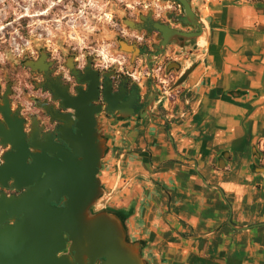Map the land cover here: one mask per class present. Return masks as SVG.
<instances>
[{
  "label": "crops",
  "instance_id": "1",
  "mask_svg": "<svg viewBox=\"0 0 264 264\" xmlns=\"http://www.w3.org/2000/svg\"><path fill=\"white\" fill-rule=\"evenodd\" d=\"M191 2L206 45L109 126L102 180L149 264H264V225L239 229L264 222V0Z\"/></svg>",
  "mask_w": 264,
  "mask_h": 264
},
{
  "label": "flooded vegetation",
  "instance_id": "2",
  "mask_svg": "<svg viewBox=\"0 0 264 264\" xmlns=\"http://www.w3.org/2000/svg\"><path fill=\"white\" fill-rule=\"evenodd\" d=\"M158 1L157 9L148 5L128 6L125 17L131 26L121 16L115 21L112 19L114 29L108 34L110 39H92L88 43L83 40V45L70 44L61 50L54 43H46L31 55L23 56L8 76L0 77V107L7 104L13 127H8L1 114L0 124L8 133H22L28 152L27 164L48 168L51 160L62 164L61 155L73 152L65 136L77 138L82 132L77 126L76 110L66 104L90 108L94 132L107 135L109 126L123 114L119 109L109 112L106 108L116 106L117 102L123 113L131 112L130 117H138L147 109L152 110L165 89L176 82L182 72L180 67L176 70L178 63L193 50L174 44L162 47L159 38L162 34L155 27L159 24L177 31L193 30L180 22L184 14L179 4L168 8ZM115 37L133 47L127 53L120 51ZM192 42L195 44L196 40ZM28 60L33 69L24 64ZM2 137L0 168L5 165L7 154L17 152L10 145L2 144ZM14 181L13 178L0 181V199L19 198L39 185L51 192L53 183L46 170H41L32 183L21 189L15 187ZM44 196L40 194L41 198ZM64 201L63 196L58 203L52 200L51 204L60 207ZM23 216L24 213H0V229L16 225ZM68 248L69 242H66L58 255H70Z\"/></svg>",
  "mask_w": 264,
  "mask_h": 264
},
{
  "label": "water",
  "instance_id": "3",
  "mask_svg": "<svg viewBox=\"0 0 264 264\" xmlns=\"http://www.w3.org/2000/svg\"><path fill=\"white\" fill-rule=\"evenodd\" d=\"M171 1L181 6L184 15L180 22L193 32L177 31L168 25L158 24L155 28L162 34V38L159 37L161 46L174 44L181 49L203 48L192 42L200 38L205 29L191 0ZM122 20L131 26L126 17H122ZM115 39L122 52L127 53L133 47L128 46L120 37ZM24 64L34 68L30 60ZM193 67L183 73L169 91L180 86ZM66 107L76 110L79 120L77 126L82 134L77 138L67 134L65 139L73 152L61 155L64 159L62 164L55 159L51 160L48 168L27 164L28 152L22 133H8L0 124V137L4 136L1 143L17 150L4 157L5 165L0 168V181L13 178L15 187L21 189L32 183L41 170H46L48 177L53 180L51 192L47 191L46 186L39 185L19 198L0 199L1 214L24 213L16 225L0 229V264H149L142 252L143 241L135 240L129 234L127 212L111 204L113 191L108 190L102 180V160L109 150L108 136L94 132L90 108L68 104ZM121 108L116 102V106L106 110L115 112L119 109L124 119L132 115L131 112L123 113ZM0 114L8 127L12 128L7 104L6 107H0ZM142 115L151 116V112L147 109ZM41 193L45 194L44 198L40 197ZM63 196L65 201L62 206L51 204L52 200L58 203ZM262 225L264 222L241 226L239 229ZM66 242H69L70 255L59 256Z\"/></svg>",
  "mask_w": 264,
  "mask_h": 264
},
{
  "label": "rangeland",
  "instance_id": "4",
  "mask_svg": "<svg viewBox=\"0 0 264 264\" xmlns=\"http://www.w3.org/2000/svg\"><path fill=\"white\" fill-rule=\"evenodd\" d=\"M168 8L171 0H160ZM158 0H0V77L38 47L68 48L92 39H110L112 19L130 5L157 9ZM179 7L177 6V9Z\"/></svg>",
  "mask_w": 264,
  "mask_h": 264
},
{
  "label": "bare ground",
  "instance_id": "5",
  "mask_svg": "<svg viewBox=\"0 0 264 264\" xmlns=\"http://www.w3.org/2000/svg\"><path fill=\"white\" fill-rule=\"evenodd\" d=\"M200 44H201V45H206V43H204V42L202 41V38H200Z\"/></svg>",
  "mask_w": 264,
  "mask_h": 264
}]
</instances>
